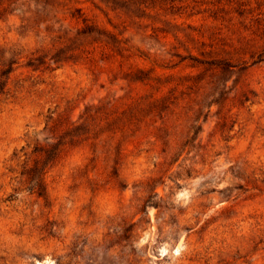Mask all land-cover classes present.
<instances>
[{
    "label": "rangeland",
    "instance_id": "rangeland-1",
    "mask_svg": "<svg viewBox=\"0 0 264 264\" xmlns=\"http://www.w3.org/2000/svg\"><path fill=\"white\" fill-rule=\"evenodd\" d=\"M0 264H264V0H0Z\"/></svg>",
    "mask_w": 264,
    "mask_h": 264
}]
</instances>
